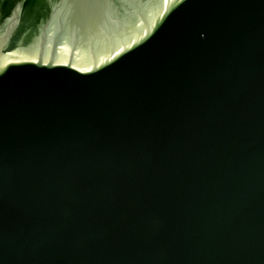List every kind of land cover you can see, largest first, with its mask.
<instances>
[{"label": "water", "instance_id": "95a60500", "mask_svg": "<svg viewBox=\"0 0 264 264\" xmlns=\"http://www.w3.org/2000/svg\"><path fill=\"white\" fill-rule=\"evenodd\" d=\"M0 264H264V0H0Z\"/></svg>", "mask_w": 264, "mask_h": 264}]
</instances>
